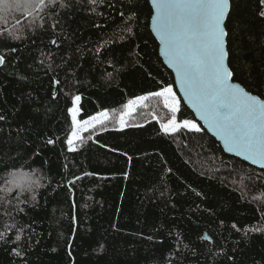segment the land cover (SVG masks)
I'll return each instance as SVG.
<instances>
[{"label":"trees","instance_id":"16d2710c","mask_svg":"<svg viewBox=\"0 0 264 264\" xmlns=\"http://www.w3.org/2000/svg\"><path fill=\"white\" fill-rule=\"evenodd\" d=\"M138 3L141 26L137 35L113 50L119 61L117 67L122 66V71L114 73V78L108 81L101 80L95 71L89 76L87 61L90 57L85 55L84 72L80 74L83 83L78 87L82 94V119L104 109L119 111L129 99L158 90L164 84H172L181 98L173 72L159 55L157 39L150 26L144 27L150 25V0H138ZM108 11L111 16L107 18L89 17L87 13L75 15L70 27L65 29L72 36L70 54L77 47L91 48L101 36L111 35L117 29L120 18L114 10ZM18 15H7L8 23L0 21V27L11 29ZM93 23L107 27L99 30ZM232 26H243L251 33L245 45L248 49L246 71L240 79L259 82L264 79V19L257 15V0H234ZM32 39L35 44L25 40L20 51L14 54L17 66L0 68V107L9 112L13 106L22 108L19 120L28 125L23 134L24 142L19 145L15 140L12 142V147L17 149L12 156L19 157L17 167L11 168L12 160L6 154L0 156V175H7L4 171L7 166L9 170L35 173L34 178L40 179L43 185L36 192L37 206L33 208L30 204L26 214L17 217L21 224L30 226L32 241L28 264H73V261L74 264H167L168 258L176 252L177 237L182 241L179 264H264V235L251 233L244 237L231 228L232 223L241 228L261 223L257 211L260 205L253 197L259 198L262 191L249 182V189L241 198L242 186L237 175H228L226 165L220 160L206 163L204 167L186 164L189 149L177 141L189 136L193 140V152L200 151L194 143L199 140L224 160H228L230 154L219 151L220 143L207 130L177 138L161 133L150 113L155 111L158 117H166L168 113L162 101L153 97L145 102L149 107L142 109L144 115L133 121L144 127L115 131L110 125L108 132L94 137L108 148L87 142L80 152L68 153L61 143L45 145V135H58L63 140L69 131L70 119L66 113L69 101L63 94L52 100L51 74L28 68L29 64H34V58L40 57L41 51L52 47L47 34L37 33ZM20 73L26 74L28 79H18ZM181 105L183 117L196 119L182 98ZM110 148L118 151H110ZM37 150L41 155L34 156ZM192 159H196L195 155ZM69 161L73 163L65 172L63 165ZM167 168L172 172L167 173ZM217 168L220 170L215 171ZM81 169L98 172L103 178L77 182L74 199L78 205V223L73 225V195L61 182L80 174ZM245 170L253 176L260 171L247 162ZM233 180L237 182L233 184ZM192 189L204 195L198 197ZM138 233H143V237L151 235L153 239L147 240ZM205 233L222 246V255L207 254L211 245L200 239ZM213 251L218 252V249ZM227 256L233 259H226ZM0 264H13L4 246H0ZM16 264H20L19 258Z\"/></svg>","mask_w":264,"mask_h":264},{"label":"snow or ice","instance_id":"6c2138e0","mask_svg":"<svg viewBox=\"0 0 264 264\" xmlns=\"http://www.w3.org/2000/svg\"><path fill=\"white\" fill-rule=\"evenodd\" d=\"M233 3L234 0H151L150 25H144L145 28L150 26L159 41V55L174 71L175 83L183 93L184 102L203 121L202 125L195 118L183 117L181 98L172 84H164L158 90L129 99L119 111L104 109L87 118H80L83 109L82 94L78 92V87L83 83L80 74L84 72L85 55L90 57L87 61L89 76L95 71L101 80L108 81L114 78V73L123 70L122 66L117 67L119 61L113 50L116 45L128 42L137 35V29L141 26L138 0H0V21L7 24V15L19 13L14 17L15 23L11 29L0 27V68L18 65L14 54L20 51L23 41L35 44L32 37L37 33L50 36L49 44L52 47L47 48L46 45L47 51H41L40 57L34 58V64H29L28 68L37 72L44 70L45 75L51 74L52 100L63 94L69 101L70 106L66 104L69 131L63 140L58 135H45L43 138L45 145L63 144L68 153L80 152L87 142L108 148L106 143H100L94 137L108 132L110 125L115 131L144 127V124L133 121L135 117L144 115L142 109L149 107L145 102L153 97L162 101L168 115L160 118L155 111L150 113L159 124L161 133L177 138L185 134L205 133L207 130L220 142L219 151L230 154L228 160H224L211 147L205 148L199 140L194 143L200 151L193 152V140L189 136L186 140L177 141L180 146L189 149L186 164L204 167L206 163L220 160L226 165L228 175H237L242 186L241 198L244 191L249 189V182L253 187L260 188L262 195L253 197V200L260 205L257 211L261 223L250 228H241L232 223L231 228L244 237L251 233L264 235V79L259 82L240 79L246 71L248 49L245 45L251 33L243 26H232ZM109 9L114 10L120 18L117 29L111 35L101 36L91 48L77 47L70 54L72 36L65 29L70 27L75 15L87 13L89 17L107 18L111 16ZM257 15L264 19V0H257ZM93 27L102 30L107 25L93 23ZM108 68L112 71H108ZM17 78L27 80L28 76L20 73ZM92 83L90 80L89 84ZM22 111V108L15 106L10 112L0 107V156L6 154L12 160L13 169L17 167L16 160L19 157L12 156L17 150L12 147V142L15 140L17 145L24 142L23 134L28 129L27 123L19 120ZM109 150L118 151L115 148ZM33 155L39 156L41 153L37 150ZM123 155L127 156V153ZM193 155L195 160L192 159ZM245 162L250 166H258L260 171L253 176L245 170ZM72 163L69 161L63 165L65 172H68ZM4 171L7 175H0V246L6 248L13 258V264H16L17 258L20 264H28V249L32 241L30 226L21 224L17 217L26 214L30 204L33 208L37 206L36 192L43 185L40 179L34 178L35 173L13 171L7 166ZM166 172L171 173L172 169L167 168ZM240 173H244V176L241 177ZM124 175L127 177V173ZM86 178L103 177L98 172L81 169L80 174H73L71 179L61 182L73 195V225L78 223L74 190L77 182ZM236 182L232 181L233 184ZM192 191L198 197L204 195L196 189ZM161 195L164 193L161 192ZM75 231L76 228H73ZM137 235L143 237V233ZM143 238L153 239L151 235ZM200 239L211 245L207 249L209 256L223 254L222 246L214 241L212 235L205 233ZM181 243L177 237L176 252L168 258L167 264H179ZM71 246L69 242L68 247ZM100 247L103 249L104 245ZM214 248L218 252H214ZM68 255L71 257L72 253L69 251ZM226 259L231 260L233 257L227 256Z\"/></svg>","mask_w":264,"mask_h":264},{"label":"water","instance_id":"95a60500","mask_svg":"<svg viewBox=\"0 0 264 264\" xmlns=\"http://www.w3.org/2000/svg\"><path fill=\"white\" fill-rule=\"evenodd\" d=\"M150 3H151V0H150ZM154 34V33H153ZM155 36V35H154ZM158 41V40H157ZM158 43H159V41H158ZM162 57V59H163V61H164V58H163V56H161ZM164 63L166 64V66H167V63L164 61ZM168 67V66H167ZM169 68V67H168ZM172 72H173V74H174V78H175V73H174V71L171 69V68H169ZM236 82H238V81H236ZM176 84V83H175ZM176 88H177V90H178V93L180 94V96H181V98L183 99V93L180 91V89H179V86L178 85H176ZM183 101H184V99H183ZM186 104V103H185ZM187 105V104H186ZM188 106V105H187ZM189 107V106H188ZM190 108V107H189ZM191 109V111L194 113V115H195V117H196V114H195V112H194V110L192 109V108H190ZM196 119L201 123V125L203 124V121H200L197 117H196ZM211 135H212V133L211 132H209ZM213 136V135H212ZM214 137V136H213ZM216 138V137H215ZM218 141V140H217ZM219 142V141H218ZM220 143V142H219ZM256 167H258V166H256Z\"/></svg>","mask_w":264,"mask_h":264},{"label":"rangeland","instance_id":"374dc122","mask_svg":"<svg viewBox=\"0 0 264 264\" xmlns=\"http://www.w3.org/2000/svg\"><path fill=\"white\" fill-rule=\"evenodd\" d=\"M178 96V95H177ZM199 122V121H198ZM200 123V122H199Z\"/></svg>","mask_w":264,"mask_h":264}]
</instances>
